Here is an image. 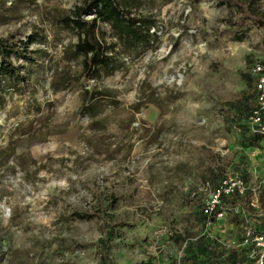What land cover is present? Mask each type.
I'll list each match as a JSON object with an SVG mask.
<instances>
[{"label": "rangeland", "instance_id": "1", "mask_svg": "<svg viewBox=\"0 0 264 264\" xmlns=\"http://www.w3.org/2000/svg\"><path fill=\"white\" fill-rule=\"evenodd\" d=\"M84 1L0 0V39L32 42L30 61L13 56L29 92L0 59V264H258L264 141L252 147L239 124L260 134L246 103L258 100L264 28L221 41L240 15L219 0H119L156 21L152 40L131 46L101 23L112 68L69 84L84 57L62 21ZM242 1L264 16V0ZM234 176L261 186L259 207L224 202L208 223L204 205ZM98 191L117 199L107 236L75 216L98 209Z\"/></svg>", "mask_w": 264, "mask_h": 264}, {"label": "trees", "instance_id": "2", "mask_svg": "<svg viewBox=\"0 0 264 264\" xmlns=\"http://www.w3.org/2000/svg\"><path fill=\"white\" fill-rule=\"evenodd\" d=\"M222 5L228 6L232 11L240 15L239 20L233 27L222 31L218 36V40L228 39H241L244 33L243 29L251 30L254 27L264 28V16L258 14L251 3H247L242 0H219ZM92 15L91 19L87 16ZM63 24L66 27L72 28L77 31L79 40L75 45L76 53L84 57L83 71L82 73L72 78L68 83H77L82 80H91L99 78L103 69L110 70L113 65V59L108 55V46L106 43L97 37L96 32L100 29L101 23L109 24L113 30H115L122 38H124L131 46H137L139 44H148L152 38V29L156 27V21L150 17L135 16L132 11L123 7L119 0H85L80 6H77L72 16H67L63 19ZM32 42L25 43L20 36L15 33L9 34L5 38L0 39V59L2 66H6L4 74L10 78L22 79L24 90L29 92L31 85L29 81L21 74L22 68L15 65L13 62V56L17 58H25L28 61L31 60L28 57V51ZM257 81V93L260 94ZM100 94V93H98ZM86 99H91L92 94L90 92L85 93ZM259 98V95H258ZM212 105L211 108L214 111L222 112L224 109L234 108L232 103H221L214 98H210ZM249 107L251 117L258 109V100L249 101L246 103ZM224 112V111H223ZM225 113V112H224ZM227 113V112H226ZM264 112L262 113L263 116ZM230 114L226 115V118H230ZM250 117V119H251ZM247 123L239 124V126L246 127L244 134L251 138V146L259 147V143L264 139V133L255 134L246 126ZM258 130V126H256ZM173 186V185H172ZM174 188V186H173ZM264 192V189H263ZM97 198L99 207L93 212H89L83 208L75 210V216L79 219L84 218H98L102 220V233L108 235V227L110 225L111 215L108 214L109 210L115 209L117 205V199L114 196L109 198L104 197L101 191L97 192ZM226 202L230 207H240L241 211H246L247 205L246 199L239 197L238 194L231 196H223L221 199V205ZM220 209V206H219ZM4 231V227L0 225V235Z\"/></svg>", "mask_w": 264, "mask_h": 264}, {"label": "built area", "instance_id": "3", "mask_svg": "<svg viewBox=\"0 0 264 264\" xmlns=\"http://www.w3.org/2000/svg\"><path fill=\"white\" fill-rule=\"evenodd\" d=\"M257 70L259 73H261L260 79L258 81V89L260 91L258 98V109L254 112L250 121L252 125L258 126L260 133H264V126L262 125V113L264 112V73H262L263 68L261 66H258ZM233 194H238L239 197L246 199L249 207L257 209L261 201L262 189L261 186H250L242 177L234 176L223 179L219 189L216 190L212 195L211 201L204 205V214L208 223L215 221L216 217L222 218L224 216L225 213L219 211L221 199L223 196H231ZM194 195L197 194L193 193V196ZM236 209L241 211L240 207H237ZM245 229L247 230V240H249L253 236L254 232L252 231V228L248 227V225ZM255 240L263 241L264 236H257L255 237ZM258 264H264V259L259 261Z\"/></svg>", "mask_w": 264, "mask_h": 264}, {"label": "crops", "instance_id": "4", "mask_svg": "<svg viewBox=\"0 0 264 264\" xmlns=\"http://www.w3.org/2000/svg\"><path fill=\"white\" fill-rule=\"evenodd\" d=\"M264 141V139L259 143V147H255V148H260V144L262 143ZM261 146H263V145H261Z\"/></svg>", "mask_w": 264, "mask_h": 264}]
</instances>
